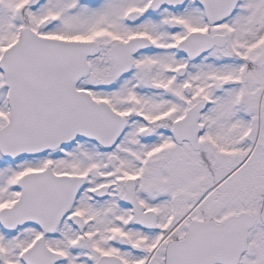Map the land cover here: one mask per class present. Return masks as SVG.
<instances>
[{
    "label": "snow or ice",
    "instance_id": "6c2138e0",
    "mask_svg": "<svg viewBox=\"0 0 264 264\" xmlns=\"http://www.w3.org/2000/svg\"><path fill=\"white\" fill-rule=\"evenodd\" d=\"M0 264H264V0H0Z\"/></svg>",
    "mask_w": 264,
    "mask_h": 264
}]
</instances>
